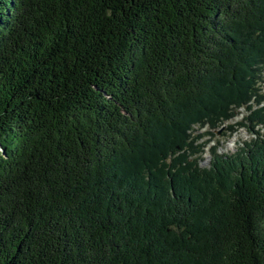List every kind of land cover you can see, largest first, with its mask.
<instances>
[{
  "label": "trees",
  "instance_id": "1",
  "mask_svg": "<svg viewBox=\"0 0 264 264\" xmlns=\"http://www.w3.org/2000/svg\"><path fill=\"white\" fill-rule=\"evenodd\" d=\"M263 88L264 0H0V264H264Z\"/></svg>",
  "mask_w": 264,
  "mask_h": 264
},
{
  "label": "rangeland",
  "instance_id": "2",
  "mask_svg": "<svg viewBox=\"0 0 264 264\" xmlns=\"http://www.w3.org/2000/svg\"><path fill=\"white\" fill-rule=\"evenodd\" d=\"M262 93L264 94V88ZM249 114L244 107L237 111V116L233 120L227 121L218 130H211L209 128L197 129L198 133H202L203 135L200 141L202 143L201 150L203 154H200L197 158L202 168L210 166L211 159L213 158V146L218 147V154L232 156L255 139L256 136L252 134L250 129L238 126L239 123L244 122V117ZM231 127L236 129L234 133L231 132ZM257 129L260 130V127ZM261 129L260 134H263L264 127Z\"/></svg>",
  "mask_w": 264,
  "mask_h": 264
}]
</instances>
